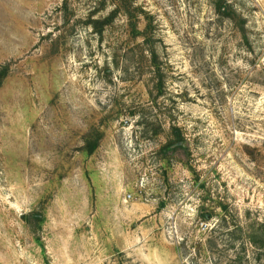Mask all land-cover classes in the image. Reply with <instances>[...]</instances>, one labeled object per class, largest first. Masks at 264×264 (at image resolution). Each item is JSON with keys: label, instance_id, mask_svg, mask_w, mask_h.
Masks as SVG:
<instances>
[{"label": "rangeland", "instance_id": "obj_1", "mask_svg": "<svg viewBox=\"0 0 264 264\" xmlns=\"http://www.w3.org/2000/svg\"><path fill=\"white\" fill-rule=\"evenodd\" d=\"M0 76V264H264V0H0Z\"/></svg>", "mask_w": 264, "mask_h": 264}, {"label": "trees", "instance_id": "obj_2", "mask_svg": "<svg viewBox=\"0 0 264 264\" xmlns=\"http://www.w3.org/2000/svg\"><path fill=\"white\" fill-rule=\"evenodd\" d=\"M220 10H221V6L219 7L218 11L220 12ZM225 10H227V6H226ZM2 82H3V77L0 76V84H1ZM178 136H179V135H178ZM176 141H178V142L180 143V142H181V138L178 137V139H177Z\"/></svg>", "mask_w": 264, "mask_h": 264}]
</instances>
